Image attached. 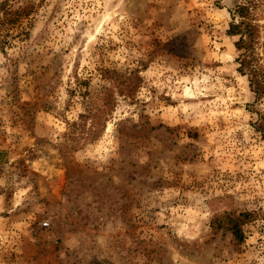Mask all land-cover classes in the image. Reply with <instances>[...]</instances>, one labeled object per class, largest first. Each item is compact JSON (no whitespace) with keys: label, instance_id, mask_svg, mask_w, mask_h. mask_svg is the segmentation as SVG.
Here are the masks:
<instances>
[{"label":"rangeland","instance_id":"1","mask_svg":"<svg viewBox=\"0 0 264 264\" xmlns=\"http://www.w3.org/2000/svg\"><path fill=\"white\" fill-rule=\"evenodd\" d=\"M240 1L0 0V264H264Z\"/></svg>","mask_w":264,"mask_h":264},{"label":"trees","instance_id":"2","mask_svg":"<svg viewBox=\"0 0 264 264\" xmlns=\"http://www.w3.org/2000/svg\"><path fill=\"white\" fill-rule=\"evenodd\" d=\"M261 4H264V0L238 2L230 10L232 21L227 32L236 37L235 46L239 52L236 58L239 64L238 71L248 77L251 91L255 94V100L250 105L251 111L256 114L253 126L264 140V111L257 107V104L264 101V40L261 38L264 24H261L258 18V8ZM28 13L26 8L12 11L14 21H19ZM94 104L93 100L87 101L90 111ZM256 217L257 213L254 211H244L238 216L227 215L228 229L239 243L245 239L244 225Z\"/></svg>","mask_w":264,"mask_h":264},{"label":"built area","instance_id":"3","mask_svg":"<svg viewBox=\"0 0 264 264\" xmlns=\"http://www.w3.org/2000/svg\"><path fill=\"white\" fill-rule=\"evenodd\" d=\"M46 225L48 226V225H49V223L47 222V223H46Z\"/></svg>","mask_w":264,"mask_h":264}]
</instances>
